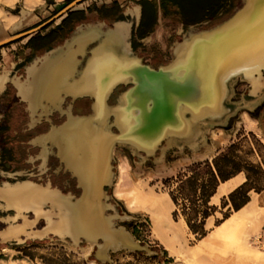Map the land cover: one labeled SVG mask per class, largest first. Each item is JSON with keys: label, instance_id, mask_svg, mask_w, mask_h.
I'll return each mask as SVG.
<instances>
[{"label": "water", "instance_id": "1", "mask_svg": "<svg viewBox=\"0 0 264 264\" xmlns=\"http://www.w3.org/2000/svg\"><path fill=\"white\" fill-rule=\"evenodd\" d=\"M80 1L71 0L44 23L1 40L0 46L41 29ZM136 5L137 18L132 15L133 6L123 11L130 18L111 25L104 21L76 25L61 43L33 57L22 79H10L16 96L26 103L30 127L41 117L50 121L53 110L65 112L62 123L52 124L32 143L44 149L46 143L56 146L81 189L74 196L49 183L34 182L61 196L63 209L70 211L76 226L73 235L47 232L32 239L53 235L80 249L91 243L89 255L98 264H112L110 253L119 250L163 254L117 224L131 216L117 212L105 189L114 180V147L123 146L140 160L153 161L161 160L172 147L195 149L211 126L222 125L237 108L230 100L236 80L248 83L249 96L264 94V89L252 93L251 85V79L264 77V0H240L228 16L207 27L188 25L170 46V58L156 66L145 63L131 45L132 28L140 19L141 7ZM122 24L127 30L120 29ZM14 81L21 84L23 92ZM119 86L125 88L109 103ZM66 96L72 100L88 97L90 112L72 114L70 106L63 111ZM43 208L59 219L64 213L48 201ZM45 227L44 221L35 231L42 232Z\"/></svg>", "mask_w": 264, "mask_h": 264}, {"label": "rangeland", "instance_id": "2", "mask_svg": "<svg viewBox=\"0 0 264 264\" xmlns=\"http://www.w3.org/2000/svg\"><path fill=\"white\" fill-rule=\"evenodd\" d=\"M65 1L0 0V41L44 23L62 8ZM90 2L93 0H84L74 7H84ZM120 2L124 10L136 5L135 0ZM228 15H220L205 27ZM197 28L201 27L197 25ZM185 30L186 27L175 20L162 19L159 15L146 40L168 60L170 46ZM25 40L6 43L0 48V73H10ZM248 88V83L239 79L232 84L230 100L237 108L222 125L211 126L195 149L172 147L164 152L161 160L153 161L140 160L123 146L114 147V180L106 190L117 212L131 216L117 220V224L125 226L136 240L163 254L119 250L110 253L112 264H264V194L257 195L264 191V94L253 98L248 95ZM227 159L239 163L243 174L249 176L244 189L250 188L248 192L253 203L234 227L221 233L212 245H208L210 247L200 248L202 237L214 232L226 218L236 215L229 197L220 203L213 198L212 201L218 203L216 206L204 203L200 198V184L208 181L210 173L215 172V162L230 170L231 163ZM135 186L140 189L142 201L128 206L116 190ZM236 200L239 201V197ZM159 206L163 213L157 217L155 213ZM0 210L8 211L1 207ZM203 210L209 214L206 218H203ZM31 215V212L27 213L29 218ZM2 220L9 222L5 218ZM43 225L42 219L33 228ZM188 226H203L205 234L200 236L199 231L193 232ZM2 243L6 245L0 247V264L96 263L89 255L91 245L81 250L53 235L42 240L24 238ZM242 244L246 248H242ZM254 253L262 258H256Z\"/></svg>", "mask_w": 264, "mask_h": 264}, {"label": "flooded vegetation", "instance_id": "3", "mask_svg": "<svg viewBox=\"0 0 264 264\" xmlns=\"http://www.w3.org/2000/svg\"><path fill=\"white\" fill-rule=\"evenodd\" d=\"M114 1L117 2L116 5L112 4ZM102 4L106 6L103 10H101ZM74 6L57 17L59 18L58 21H55L57 19L55 18L41 29L8 42L10 44L14 41L26 39L10 73H0V78H6L3 87L0 89V190L22 182H35L42 185L49 183L50 187L57 188L64 194L69 193L77 196L81 192V189L77 187L76 176L66 169L61 161L58 148L56 146L50 147L49 143H46V149H44L39 143H32L33 139L46 133L52 124L59 125L62 123L66 119L65 112L61 113L59 110H53L49 115L50 121L41 117L38 122L30 127V116L29 111L26 109V103L20 101L19 97L16 96V89L10 81L14 76H19L22 79L26 75V66L30 60L61 43L70 35L76 25L96 21H104L106 24L111 25L115 20L128 17L124 16L123 4L118 0H110L109 2L103 0L96 2V0H93L84 7L76 8ZM110 7L112 10L108 11L107 8ZM131 12L133 17L137 18L139 14L138 5H134ZM209 23V21H204L197 25L205 27ZM137 28L138 25L133 26L131 31L133 50L139 56H142L145 63L154 66L165 63L167 60L161 51L146 40L151 33L138 36ZM124 88L122 86L117 87L108 102H114L116 94ZM90 103L91 100L88 97L72 100L66 96L61 104V109L66 111L70 106L72 114H88ZM0 207L6 209L3 200H0ZM13 216V210H0V230L22 222L21 218L12 220ZM31 217L33 216L31 215ZM2 218H8L9 222H3ZM39 222H42V219H39L36 223ZM19 238L22 239L23 236ZM10 240L14 241L15 239ZM5 245L6 243L0 242V247Z\"/></svg>", "mask_w": 264, "mask_h": 264}, {"label": "bare ground", "instance_id": "4", "mask_svg": "<svg viewBox=\"0 0 264 264\" xmlns=\"http://www.w3.org/2000/svg\"><path fill=\"white\" fill-rule=\"evenodd\" d=\"M120 29L122 31L127 30V25L126 24L120 25ZM5 81H6L5 77L0 78V89L3 87ZM14 82L19 86L21 92H23L24 90L21 87V84L18 83V81H14ZM251 85H252V93H257L260 90L264 89V77H255L251 79ZM239 177L237 178L235 177L231 181L218 186L217 192L215 193V195L213 194L214 197L212 198H214V200H217L220 194L227 192L230 188H232L234 185L239 183L241 181ZM116 193L119 197H122V199L126 201L128 206H131L134 202L141 203L142 201V195L140 193V189L138 188V186L128 188L125 190L118 189L116 190ZM0 200H3L5 202L6 209H12L14 211V216L12 217V220H15L17 218H21L22 220L20 224H16L14 226H7L5 229L0 230V239L3 241H8L10 239L21 241L24 238H29V237L33 238L37 236H42L47 232H52L60 236H63L64 234L73 235L75 231L76 225H74L73 223V219L69 213L70 211H68L67 209L65 210L63 209L65 202L64 200H62L61 196L53 189H50L48 187H42L33 182H22L1 189ZM46 201L50 203L52 208H55L57 206L59 207V209H61V211L64 212L62 216H60L61 217L60 219L54 215V212H52V210L46 211L45 208H43V204ZM252 203H253L252 200L250 201L248 200V202L244 204L241 208L235 210L234 213L236 215L226 218L214 232L208 233L207 235L202 237L200 239L201 243L198 246L201 248L203 246H208L210 244L212 245L214 240L220 237L221 233H223L225 230L229 228L234 227L236 222L240 219L241 214H243L245 210L249 208V204ZM156 210L157 211L155 214L157 217L158 215H161L163 213L162 207L160 206ZM29 212L32 213L33 215L32 218L27 217V213ZM55 214L58 215L56 211ZM39 219H43L46 225L45 229L42 232L35 231V228H33V225ZM20 236H23V238L20 239L19 238ZM88 245H91L92 248V244L88 243L83 247H81V250H85ZM241 247L246 248L244 244H242ZM253 255L256 258L259 257L262 258L261 257L262 255L258 253H254Z\"/></svg>", "mask_w": 264, "mask_h": 264}, {"label": "trees", "instance_id": "5", "mask_svg": "<svg viewBox=\"0 0 264 264\" xmlns=\"http://www.w3.org/2000/svg\"><path fill=\"white\" fill-rule=\"evenodd\" d=\"M69 1L71 0H66L64 4ZM136 3L141 7L137 33L138 36H143L154 30L159 15L162 19H172L186 27L204 21L212 22L220 15L230 14L240 5V0H137ZM112 4L116 5L117 2L114 1ZM105 8L106 6L102 4L101 10ZM107 9L108 11L112 10L111 7ZM227 160L228 163H231L230 170L221 168L215 162V172L210 173L208 181L200 184V198L204 200V203L208 202L209 197L213 194L219 181H224L242 171V167L239 163L229 159ZM245 177L246 180L228 194L231 206L234 210H238L248 202L249 198L247 193L250 188L244 189V186L248 183L249 176L247 175ZM191 183L196 185V182L194 181ZM237 197H239V201L236 200ZM202 213L203 218H206L209 215L206 210H203ZM188 227L193 232L199 231L200 236L205 234L203 226Z\"/></svg>", "mask_w": 264, "mask_h": 264}, {"label": "crops", "instance_id": "6", "mask_svg": "<svg viewBox=\"0 0 264 264\" xmlns=\"http://www.w3.org/2000/svg\"><path fill=\"white\" fill-rule=\"evenodd\" d=\"M103 1H105V2H109L110 0H103ZM118 1H121V0H118ZM241 174H242V175H241ZM239 176H240V178H242L241 181H240L239 183H237L236 185H234L232 188H230L227 192L220 194V195L218 196V203H220L222 200L224 201V199H228V194H229L231 191H233L236 187H238L240 184H242V183L246 180V177H245V175L243 174V172L240 171V172L236 173L235 175H233V176H231V177L225 179L224 181H219V182H218V184L216 185V187H215V189H214V192H213L214 195H215V193L217 192L218 186H220V185H222V184H225V183L231 181L232 179H234L235 177L237 178V177H239ZM222 182H223V183H222ZM213 194L209 197L208 203H210V204L216 206L218 203L212 201V199H213L212 197H214ZM261 194H264V191H260L259 193H257V195H261ZM248 198H249L248 200H250V194H249V192H248ZM229 204H230V203H229ZM229 204H227L226 206H228Z\"/></svg>", "mask_w": 264, "mask_h": 264}]
</instances>
